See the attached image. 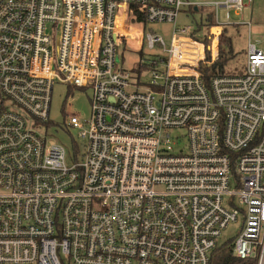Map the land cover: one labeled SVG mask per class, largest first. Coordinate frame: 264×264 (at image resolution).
<instances>
[{
	"label": "built area",
	"instance_id": "1",
	"mask_svg": "<svg viewBox=\"0 0 264 264\" xmlns=\"http://www.w3.org/2000/svg\"><path fill=\"white\" fill-rule=\"evenodd\" d=\"M252 2L0 0V264H210L239 219L234 255L264 264V50L249 31L244 74L213 69L218 10ZM184 7L213 10L206 39L131 28ZM129 40L167 54L145 89L119 66ZM57 83L92 92L90 119L65 121L85 139L72 166L35 128Z\"/></svg>",
	"mask_w": 264,
	"mask_h": 264
},
{
	"label": "rangeland",
	"instance_id": "2",
	"mask_svg": "<svg viewBox=\"0 0 264 264\" xmlns=\"http://www.w3.org/2000/svg\"><path fill=\"white\" fill-rule=\"evenodd\" d=\"M193 2H211L216 0H191ZM188 7H184L180 13L176 25L174 23H147L140 25L138 22L131 24L132 29L142 30L144 34H155L161 37L166 48H169L173 40L174 26L178 28H191L194 37L198 40L207 38L209 32L203 26L197 32L201 23H205L206 11L192 12ZM132 10V9H131ZM136 13V12H134ZM219 25L223 26V38L221 41V60L215 62L218 71L225 75H242L245 72L247 62V47L250 41L264 50V0H253L249 7L241 12L226 9H219ZM124 12H122V17ZM125 25V24H124ZM126 28V26L124 27ZM131 30V29H130ZM215 32V31H214ZM131 37V35H129ZM139 36L136 35V38ZM132 39V37H131ZM120 68L130 72L131 84L137 86L142 83L141 89H145L149 81V64L153 60H160L167 57V54L160 46L153 49L148 48L147 44L139 49V40H129L119 49ZM208 59H210L208 57ZM213 65V66H214ZM200 68L202 65L200 64ZM134 89V87H132ZM91 96L92 92L88 89L70 87L57 83L53 89L52 103L50 109V119L48 123H41L37 129L38 135L47 141L48 146L56 145L64 148L66 153V164L72 166L77 157L83 152L85 139L81 137L82 130L67 128L65 121L67 117L76 116L81 123L88 121L91 117ZM32 122V121H31ZM180 133H174L176 135ZM179 145L186 142L184 136L178 138ZM236 188L232 179L230 189ZM228 198L225 199L227 201ZM242 220L230 224L221 235L219 244L232 241L237 236L241 227Z\"/></svg>",
	"mask_w": 264,
	"mask_h": 264
},
{
	"label": "trees",
	"instance_id": "3",
	"mask_svg": "<svg viewBox=\"0 0 264 264\" xmlns=\"http://www.w3.org/2000/svg\"><path fill=\"white\" fill-rule=\"evenodd\" d=\"M192 9H194V7ZM192 12H195V11L192 10ZM205 23H206L205 27L207 31L210 27L215 26L213 13L206 15ZM222 38H223V34L221 36V39ZM220 54H222V51L220 52ZM213 69L215 71L216 66L213 67ZM207 70L208 69H205L203 72L207 74ZM210 264H257V259L256 258L241 259V258L236 257L233 252V240H232L225 244L219 245L214 250L212 257H211Z\"/></svg>",
	"mask_w": 264,
	"mask_h": 264
},
{
	"label": "crops",
	"instance_id": "4",
	"mask_svg": "<svg viewBox=\"0 0 264 264\" xmlns=\"http://www.w3.org/2000/svg\"><path fill=\"white\" fill-rule=\"evenodd\" d=\"M190 1H191V0H190ZM249 6H250V5H249ZM249 6H247V7H249ZM205 9H209V8H194V9H192V10H194L195 12H199V11L203 12ZM190 10H191V9H190ZM192 10H191V11H192ZM210 13H213V10L210 9V11H206V15H208V14H210ZM203 26H205V24H204V23H201V24H200V27H198V28H200V30H202V27H203ZM198 28H197V29H198ZM214 31H215V32H214ZM218 31H219L218 28H214V29H213V32H214V33H218ZM222 33H223V32H222ZM220 39H221V38H220Z\"/></svg>",
	"mask_w": 264,
	"mask_h": 264
}]
</instances>
